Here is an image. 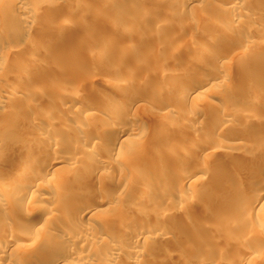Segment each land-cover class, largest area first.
I'll return each instance as SVG.
<instances>
[{
    "label": "bare ground",
    "instance_id": "obj_1",
    "mask_svg": "<svg viewBox=\"0 0 264 264\" xmlns=\"http://www.w3.org/2000/svg\"><path fill=\"white\" fill-rule=\"evenodd\" d=\"M92 1L90 5L87 0H0V166L3 167L0 168V264H73L74 259L87 260L89 264H117L122 259L134 264L141 256L139 246L146 244L152 249L155 240L168 237L161 227H143L141 221L151 212H140L136 205L129 206L121 213L123 218L135 215L139 219L134 221L136 227L120 235H113L106 224L109 218L104 217L119 208L117 205L123 190L127 189L128 193L136 190L134 179L141 183L140 195L136 200L143 198L146 192L151 194L150 201L146 203L151 209H155L162 200L165 202V192L172 185L171 177H155L157 173L151 170L139 171L142 165L139 158L143 154L145 157L150 155L146 153L145 146L150 143L155 146L158 137H155L156 133L150 134L143 129L144 119L138 117L136 112L149 106L163 108L169 105L165 104L167 90L158 85H167L173 89L170 103L174 112L170 109L158 112L159 116H156V125H159L161 131L178 117L186 118L193 129H200L203 112L198 115L190 111L179 112L177 109L192 105L198 109L204 104L211 105L209 99L221 95L223 90L229 91L232 98L221 99L222 104L215 105L219 109L217 111L212 107L216 111H211L212 114L214 112L213 121L215 118L217 120L216 130L232 131L230 140L233 143H244L249 135L246 130L252 131L251 126H259L257 123L263 121H260L263 114L258 113L262 114L258 116L260 119L255 116L243 119L240 116L238 124L231 123L234 118L232 115L238 111L241 113L240 110L246 107L242 104L246 98L258 92L264 93V81L259 77L264 71V50L260 49L262 43L258 40L253 42L254 39L249 38V27L244 26L239 32L242 21L251 19L253 15L243 10L242 1ZM243 1H254L264 6V0ZM60 3L63 4L65 14L56 19L49 18V14ZM211 9L234 10L226 11L230 13L224 22L228 32L222 35L221 25L215 28V25L212 28L209 26L213 32L209 44L196 42V34L202 31L201 23L198 22L200 12ZM187 17L193 20H186ZM79 18H87L85 20L91 26H99L96 30L99 31L101 27L106 33L96 34L93 31L88 34V31H82L86 33V38L77 32L83 25L78 26ZM212 19L217 18L212 15ZM256 22L255 27L253 23L250 25L254 27L253 32L264 25L261 19ZM40 24H44L40 31L42 37L34 44H29L31 38L28 33ZM6 30H10V33L5 34ZM241 33L249 37L239 39ZM10 38L15 39L13 50L4 48V43ZM59 39H68L76 44V51L67 49L65 46L69 42L59 43ZM91 40L95 42L92 54L88 57L86 49ZM239 47H242V51L238 56V67L242 69L247 66L252 80L236 90H230L227 87L229 64L224 59L228 50ZM14 50L17 52L12 53ZM29 53L39 54L35 62L14 56ZM50 54V57H44ZM76 61L86 63L91 69H74ZM44 65L46 68L52 65L57 77L54 82L47 77L41 78L43 81L39 78L29 90L25 89L31 70ZM175 65L178 66L175 68L177 72L172 71L168 75L162 73ZM6 73H12L14 81L8 88L2 83ZM69 73L73 74L76 82L64 84ZM101 84L103 88L113 90V95L109 96L106 89L104 91L97 87ZM141 93L151 94L149 101L143 102ZM35 104H39L42 111L53 112L56 119L43 117L41 111L40 114H30ZM5 106H8L7 110ZM15 106L29 113L28 117L18 120L17 112L11 110ZM58 112L66 117H59ZM115 112L121 113L125 122L114 120ZM100 113L108 115L109 119L99 120ZM67 116L82 117L88 123L97 121L98 125L88 134L86 123H79L75 129H71ZM193 123L196 125L192 126ZM261 124L262 127L264 122ZM53 125L58 127V136L44 135L43 132ZM37 126L38 131L33 129ZM19 127L29 130L18 137L15 130ZM98 132L102 133L104 143L99 139ZM252 132L248 133L256 138L251 135L249 139L252 138L255 143L260 140L257 148L253 149L256 153L240 156L238 160L241 162L240 171L248 176L253 175L241 188L244 203L250 212H259L264 210V142L261 141L264 139V131ZM84 138H88L90 143L87 146L81 143ZM193 140L190 148L197 146V142L203 143L195 136ZM60 147V151H57ZM172 147L169 153H163L157 148L150 152L154 159H165V162H170L168 159H172L173 155L181 159H176L179 162L174 165L178 171L177 187L201 180L207 174L209 164L215 163L213 159L217 147L201 144L196 151H192L193 147ZM29 153L39 156V166L32 169L13 166L15 163L23 164ZM188 156L196 160L195 165H189L186 160ZM153 163L147 161V165L157 167L158 163ZM165 167L167 169V165ZM127 170L132 172L133 180L130 174H124ZM80 172H84L87 178L95 173L93 180L97 183L96 195L84 191L68 207L67 201L74 196L67 189L81 186L85 182L84 179L79 181L74 177L75 173ZM236 179L233 175L227 176L221 186H235L239 183ZM187 204L186 197L183 200L173 198L169 207L177 211L187 207ZM170 215L168 211H162L160 216L169 218ZM84 217L99 219L96 223H82ZM189 229L192 227L189 226ZM183 236L181 238H186ZM100 252L102 255L99 257ZM256 256L257 253L250 252L238 264H251ZM180 261L179 264H198V259L195 260L191 255Z\"/></svg>",
    "mask_w": 264,
    "mask_h": 264
},
{
    "label": "rangeland",
    "instance_id": "obj_2",
    "mask_svg": "<svg viewBox=\"0 0 264 264\" xmlns=\"http://www.w3.org/2000/svg\"><path fill=\"white\" fill-rule=\"evenodd\" d=\"M83 1H86V0H83ZM91 1L92 0H87V2L90 5L92 3L96 4L93 1L91 3ZM238 1L239 2L242 1L241 6L244 11L246 10L253 14L251 19L249 20L242 19L244 21H242V23L239 25L240 26L239 32H241L245 27L246 28L249 27L250 29L249 33L248 32H247L248 34L246 32H243V33H246L250 37L247 35L245 36L243 33H241L238 36L239 39H242L245 36V37L254 39L252 40L253 42H256V40H258L259 42L262 43V46L260 45L261 46L260 49L264 50V25L261 26L263 28L257 29V31H254V32L252 31V29L255 27L254 23L256 21L258 22V20L261 19L262 23H264V6L261 4H258V2L256 4L254 1H247V2H244L243 0H238ZM226 11L233 12L234 10L230 9ZM226 11H222L220 9H211V10H204V11L202 10L200 12L201 18L198 19V22L201 23L202 31L196 34L197 36L194 38V40L196 42L203 41L206 44L208 42L209 44L210 40L213 37V35L211 34L213 32L210 31V28H212L214 25L215 26L213 28L217 27V25H221V28H222L221 34L222 35L227 34L228 30L224 28V25H225L224 22L226 21V16H229L230 13ZM64 14H65V10H64L63 4L60 3L49 14V18L51 19L60 18ZM212 15L215 18H217L215 19L216 22L215 20H213L214 18L211 20ZM189 17H187L186 20H189L192 18V17L191 18ZM82 19L79 18L77 21V23H79L78 26L82 24L84 25V26L83 25L80 26L82 27L80 28L81 30L79 29V31H77L81 33V35L83 34V32H86V31H88L87 32L88 34L89 32H92V33L95 32L96 34H99L103 32V30H105L100 27L99 31L100 30L101 31L99 32L98 30H96L98 29L99 26L97 27L94 25L91 26L90 25V22L92 19L91 17L89 18L90 22L89 21L87 22L85 20L87 18H82ZM43 25L44 24H40V26L35 25L33 28H31L30 32L28 33L31 38V40L29 41V44H34L37 39H40L42 37V33H40V31L43 28ZM250 25L254 27H251ZM83 27H86V28H83ZM205 27L208 29H206ZM96 31H98V33ZM9 33H10V30L5 31V34H9ZM103 33H106V32L104 31ZM84 35L87 38L86 33H84L83 36ZM18 37H19V34H18ZM58 42L66 44L68 42L70 43L71 41H69L68 39L67 41L66 39L64 40L59 39ZM58 42L52 41V43H58ZM94 42L95 40L89 41L88 48L86 49L88 53L87 54L88 57L92 54V50H93L92 46L94 45ZM69 43L65 46L67 49H69L70 51H74L75 49H77L78 46H76V44L72 42L71 44ZM15 45H16L15 39L10 38V40H7L4 43V48H7L8 50H13V46ZM73 45H75L76 47ZM254 49L255 48H253V50ZM241 51H242V47L234 48V49L232 48L231 50L227 51L228 54L227 56H225V59H224V61L226 62L228 61V64H229V69H228L229 76H228V86L227 87H229L230 90H236L237 88L241 87V85H243L244 83L250 82V80H252L251 73H249L250 70L247 68V66H243L242 69L238 67V63H239L238 56ZM15 52L17 51L14 50L12 53H15ZM133 52L136 53V50H134ZM51 55L52 54L45 55L44 57L48 58ZM14 56L16 58L21 57L24 60L29 59L32 62H35L39 54L37 53L35 54L29 53L25 55L16 54ZM76 62H77L76 63L77 66L74 69L83 68V69L89 70L90 67L87 66L86 63L81 62V61L80 62L76 61ZM177 67L178 66L175 65L172 69L169 68L168 70H164L162 73L165 75H168L169 72H172V71L177 72L176 70ZM52 68H53L52 65L47 68L45 67V65L42 67H36L34 69L31 68L32 70L27 77L28 81H27V78H25V81L28 82L27 85H25V89L29 90L33 85L37 83V80L39 78L41 79V78L47 77L48 79H52V81L54 82L55 78L57 77ZM259 77L262 78L264 81V71L261 75H259ZM12 78H13L12 73H6L2 77V83L3 85L5 84L4 86H6V88H8L14 82ZM41 80L43 81L44 79H41ZM45 80L47 81L46 78ZM75 82H76L75 77L73 76L72 73H69L66 81H64L63 83L66 84V83H75ZM97 87L103 88L104 86L101 84V85H97ZM158 87H162L167 90V95L165 97V104H169V105L163 108L160 106L159 107L149 106L148 108H142L136 112V115L138 117L141 116L144 119V123H142L143 129L146 130V132H149L150 134L156 133L155 137H158L155 143L156 144L155 146L152 145L151 143L145 146V149L147 150L146 153H150V155L147 154L148 155L147 157V155L145 154L146 155L145 157L143 156L144 155L143 154L141 156V159L139 158L140 163L142 164L140 166L139 171L151 170L154 172V174L157 173V176L155 174V177H160V176L171 177L173 178L172 185L168 186V190L165 192V195H164L165 202H163L162 200L161 203H159L155 209H151L146 204L148 203L147 201H150L152 197L151 194L146 192L143 198H141L140 200H136L138 195H140L139 185L141 186V183H139V181L137 182L136 181L137 179L132 178V172L131 171L128 172L127 170V172H125L124 174L126 175L130 174L131 175L130 179L135 180V182L134 181L132 182H134L133 184H135L134 187L136 190H132L133 195L130 192L131 196H133V199H131L130 193L127 192V189L125 190L126 192L123 190L124 193L121 194L120 202L117 205V208L118 207L119 208L115 209L114 212L112 211L108 213L107 216H104V217L109 218L106 224L109 225L113 235L114 233L117 235H120L126 230H129L130 228L136 227L135 224L137 223L134 224V221L135 220L138 221L139 219H137L135 215L129 216L128 218L121 217V213L125 209H128V207L131 205H136L140 209V212H143V210L145 212H148V211L151 212V214H149L147 217L144 218V220L141 221V223L143 224L142 225L143 227L144 226L153 227V228L161 227L167 232L168 237L155 240L153 242L152 249H149V247H147L146 244H144V246H139L138 249L141 252V256L139 260L137 261V263H134V264H179L178 262H181L180 260H182V258H185L189 255L193 256L195 260L198 259V264H238V261L240 259L247 257L248 254L253 251L257 253V256L253 259L251 264H264V210L259 211V212H250L248 210V206L244 203V192L243 190H241V188L242 186L246 185L247 181H249L253 175L250 174L251 176H248L247 173L245 174L243 173V171H240L241 162H239L240 160H238L240 156L254 155L256 153V150L254 152L253 149H255V147L260 143L259 142L260 140H258L259 143L257 142V140H256V143L255 141L252 142V138H256V137L248 132H252L254 130H255L254 132H259V130L264 131V126H263L264 125L263 124L264 122V119H263L264 118V113H263L264 112V93L261 94L260 92H258L257 94H254L253 97L248 98V99L246 98L245 100L246 102L242 103L246 105L244 110L243 111L240 110L241 113H239L238 111L237 112L238 114L237 113L233 114L232 116H234V118L231 120L232 124H238L240 121L238 117L240 116L243 117V119L245 118L249 119L250 117L252 118V116L258 117L263 114L262 115L263 118L261 116H260L261 119L258 117L260 121L263 120L261 122L263 125L260 123L262 127L260 126L259 123L257 124L260 127L255 124V127L251 126L252 127L251 128L250 125H248V128L250 127L251 129H253L252 131H250L249 129H248L249 131L246 130L247 132L246 134H249L247 135L248 139H245L246 141L244 140V143H233L230 140L232 137V131L216 130L215 122L217 120L215 118L213 121L214 112L213 114L211 113V111L214 110L212 108L213 106L216 111L219 110V109H216L217 107H215V105H220V103L222 104L221 99L223 98L228 99L231 96L229 91L223 90V92L221 91L222 92L221 95L210 98L209 101L211 102V105L204 104L198 107V109L193 105L179 107L177 109L179 112L185 113V111H190V112L197 113L198 115H199V112L200 113L203 112L202 122H201L202 127L200 129H197V130L193 129L192 127H190V125H188L191 123H188V120L186 122L185 120L186 118L184 119L182 117H178V118H175L176 120L174 121L172 120L173 122H170V124H166V129L164 131H161L160 128L158 127L159 125L158 126L156 125L157 123L156 116L158 115V112L163 113L170 109L171 110L173 109V112H174V108L171 106V103H170L171 97H173L172 92H171L173 89L171 87H167V85H158ZM105 89L106 88H103L104 91L107 90V94L109 96L113 95V92H114L113 90L111 89L105 90ZM141 94L143 96L142 98L144 99L143 102L147 100L149 101V97H151V94L149 95L148 93L147 94L141 93ZM114 99L121 101L117 97ZM33 106L35 108L31 107L29 111L30 114H33V115L37 113L40 114V111H41V115L43 117L56 119L53 112L42 111L39 104L37 105L35 104ZM251 108H253L255 112L257 111L256 114L258 113H262V114L256 115L255 112L252 111ZM4 109L7 110L8 106H5ZM259 109H262L263 111L260 112ZM11 110L14 111L13 113L17 112L16 115L18 117V120H22L23 118L25 119V117L26 116L28 117V114H29L26 111H24L22 108H19L18 106L13 107V109ZM195 110H197V112ZM57 114H59V117L61 118L66 117L65 114H61V112H58ZM67 117H68V123L70 122L71 129H75L77 127V124L79 123L81 124L86 123V128H87L86 133L88 134L92 133L94 129H96V126L98 125L97 121L88 123L84 121L82 117L81 118L78 116L73 117V118L69 116ZM98 118L99 120L104 121L106 119H109V116L103 113H100ZM113 118L114 120L118 122H125V120L123 119V115L119 112H115ZM193 125H196V124L193 123L192 126ZM57 128L58 127H55L53 125L51 128H49V130H45L43 134L50 135L49 137L58 136L59 133H57L58 132ZM33 129L36 131L39 130L38 126L33 127ZM246 129H247V126H246ZM25 130H29V129L24 128V127L23 128L19 127L17 130H15V133L18 137H20L21 135H23ZM101 134L102 133L98 132L99 139L101 140L102 143H104L103 142L104 138L102 137ZM251 135L254 137H252ZM194 136L195 138H197L198 141H200L201 139L203 143L197 142L196 143L197 146H194L195 149L193 146H192L193 148L191 147L192 151L194 150L196 151V148L198 149L201 146V144H204V146L206 147H214V148L217 147L214 151L216 155L215 153L212 154L213 156L215 155L214 156L215 160L213 159L215 163L209 164L207 174H205L201 180L191 182V184L189 185L187 184V186L177 187L175 184L178 178L177 177L178 171L175 170L174 165L177 162H179V160H176L179 157L176 158L177 156L175 155L176 156L175 157L173 155L171 156L172 159L171 158L168 159L170 160V162H165V159H161V158L158 159L157 157H155L157 160L154 159L150 151L157 148L161 150L163 153H169L173 145L175 149L189 147L194 142L193 140ZM249 137H252V138L249 139ZM261 141L264 142V139H262ZM81 143H83L85 146L90 144L88 142V138L82 139ZM61 148L62 147L57 148L56 150L60 151ZM191 148L189 147L188 149H191ZM217 149L219 150L216 152ZM222 151H226V153L223 152L222 154ZM17 157H19V155ZM186 160H188L187 162L190 163L189 165L194 164V163L196 164L195 162L196 160H191L189 156L186 158ZM147 161L149 162V164L155 161L156 163H158V165L156 164V166L157 167L160 166L161 168L163 166L162 165L163 163L167 165V169L164 165L162 169L160 167L158 168L161 171L156 172V170L158 169H155V168L157 167L152 168L149 164L147 165ZM40 164H41V161H40L39 156L32 155L29 153L28 155L25 156L23 164L15 163L13 164V166L19 167V168L21 167L23 169L24 168L32 169L34 167L39 166ZM147 166H149L150 169L149 167L147 168ZM0 168L2 169L3 167L0 166ZM231 175L235 176L237 178L236 180H239V183H237L235 186L233 184L231 185L226 184L224 186H221V182L226 181L227 176H231ZM213 176L215 177V180L213 179ZM74 177H76V180H79V181L81 179L82 180L84 179L85 182L81 186L67 189L68 193H72L74 196V197L69 198V200L67 201L68 207L72 206L74 203L73 202L74 199H76V197L79 196V194H81L84 191L89 192L93 196L96 195L95 188L97 186V183L95 182V180H93V177L94 178L96 177L95 173L91 175L89 178H87V176H84V172H80L77 174L75 173ZM49 183L50 182H48V184ZM60 189L66 191L65 188L60 187ZM119 193H121L120 190H119ZM185 197L186 199H188L187 207L177 210V211L170 210L169 204H170L171 199L176 198V199L183 200L185 199ZM105 204H102V206H104ZM162 211H168L171 214L170 217L169 218L161 217L160 215ZM98 219L99 218L91 219V218L84 217L82 223H85V222L96 223L98 222L97 221ZM189 226H191L192 229H189ZM77 227L78 226H75V228ZM182 235H184L183 237L186 236V238H181ZM100 255H102L101 252L98 253L99 257ZM153 256L154 258L156 257L155 260L158 258V261H155L154 258L151 259ZM121 260L122 259H119L117 261L119 263L117 264H129V263L124 262L123 260L121 262ZM72 263L73 264H89L87 260L83 261L80 259H74ZM130 264H133V263H130Z\"/></svg>",
    "mask_w": 264,
    "mask_h": 264
}]
</instances>
